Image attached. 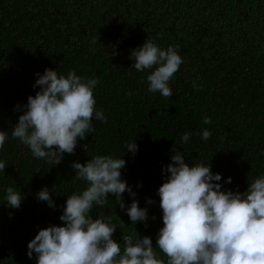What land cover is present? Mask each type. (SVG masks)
Returning a JSON list of instances; mask_svg holds the SVG:
<instances>
[{"label": "trees", "instance_id": "16d2710c", "mask_svg": "<svg viewBox=\"0 0 264 264\" xmlns=\"http://www.w3.org/2000/svg\"><path fill=\"white\" fill-rule=\"evenodd\" d=\"M148 39L164 50L179 45L183 64L169 81L171 98L148 91L155 66H133L132 51ZM46 69L98 79L95 107L107 122L93 119L95 132L78 139L75 154L64 153L58 165L35 158L9 134L1 151L17 155L14 163L26 161L19 173L14 165L0 171V187L33 177L39 187H66L58 195L65 198L86 188L74 179L75 162L122 158V180L160 229L158 189L174 145L190 166L211 165L222 191L244 193L264 175V0H0V131L11 133L28 97L40 91L36 74ZM204 116L212 123L203 124ZM204 129L211 132L207 141L199 135ZM186 132L192 135L183 144ZM133 141L134 155L127 152ZM124 203H132L128 192ZM94 208L131 223L112 194L103 209Z\"/></svg>", "mask_w": 264, "mask_h": 264}, {"label": "clouds", "instance_id": "9594fccd", "mask_svg": "<svg viewBox=\"0 0 264 264\" xmlns=\"http://www.w3.org/2000/svg\"><path fill=\"white\" fill-rule=\"evenodd\" d=\"M178 50L179 45L164 50L148 39L132 51L136 71L144 72L155 66L147 76L150 93L158 92L165 98L173 96L169 81L183 64ZM36 75L39 78L34 87L40 91L28 97L25 114L19 116L11 133L0 131V150L10 134L30 149L35 158L58 165L64 153L75 154L78 139L95 132L93 119L107 122L104 113L95 107L93 90L99 80H84L75 71L59 75L52 69ZM193 86L196 87L195 82ZM202 123L211 124L212 120L204 116ZM191 135L186 132L181 143H188ZM199 135L207 141L211 132L204 129ZM137 151L135 141L127 144V152L134 155ZM172 151L175 154L171 163L163 169L166 182L158 189L163 227L156 248L152 239L141 238L136 228L122 235L123 244L116 242L113 239L116 213L105 215L100 211L99 217L93 219L94 205L103 209L112 194L134 226L148 220L147 208H140L135 199L137 193L122 180L121 169L126 160L99 155L86 164L72 165L74 179L86 182V188L68 196L59 217L64 226L40 229L28 243L29 258L35 254L36 264H264V175L248 183L244 193L225 192L220 183H214L221 181L222 176L213 174L211 165L190 166L175 145ZM6 167V162L0 161V171ZM227 183H232L231 177ZM125 192L132 197L130 206L124 203ZM22 197L12 187L6 188L9 208L19 209ZM37 199L56 208L48 188L41 190ZM147 203L154 201L148 199Z\"/></svg>", "mask_w": 264, "mask_h": 264}, {"label": "flooded vegetation", "instance_id": "af4514ba", "mask_svg": "<svg viewBox=\"0 0 264 264\" xmlns=\"http://www.w3.org/2000/svg\"><path fill=\"white\" fill-rule=\"evenodd\" d=\"M24 150H26V148ZM11 154L12 153L9 152L4 153L0 150V161L6 162V168L10 166L12 168L14 165L16 167L15 172L19 173L22 168V163L26 160L22 158L18 163H14V160H18L19 157L14 154L16 158L12 159ZM41 171L45 172L44 168H41ZM13 173L14 172H9L10 175H13ZM44 174L48 176L46 173ZM36 181L37 180L33 177L25 178L22 181L20 178L17 182H14V180L11 181L10 178L8 185H12L15 191L23 194L21 207L19 209L8 207L7 202L4 200L5 196L2 197L3 193L6 195L7 187H0V211L9 212L12 215L10 221V214H0V217L3 218V220L0 221V264H36V255L33 254V257L29 258L27 254L28 243L35 238L40 229L49 226H64V222H62L59 217L63 214V208L68 197H59L58 195L61 191L65 190L66 187H39ZM44 188H48L49 191L52 192V199L56 204L55 209L49 207L46 201H39L37 199V194ZM7 207L11 211H9ZM99 212L100 210L93 208L91 212L93 219L99 217ZM150 219L153 221L155 217H151L150 214L148 221L139 222L135 226L132 222L128 225H123L114 219L113 223L116 224L117 230L113 235V239L123 244L122 235L124 233H131L134 228H136L141 238L144 236L150 237L153 241V247L156 248L158 233L163 227V224L159 222V229L153 226L155 223L152 224L151 221L149 222ZM148 226L149 228L147 229ZM121 247H123V245H121ZM157 252L159 254L158 249ZM159 255L161 258H164L162 254Z\"/></svg>", "mask_w": 264, "mask_h": 264}]
</instances>
